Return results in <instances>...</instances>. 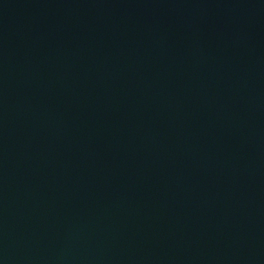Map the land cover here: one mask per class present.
<instances>
[{
	"label": "water",
	"instance_id": "water-1",
	"mask_svg": "<svg viewBox=\"0 0 264 264\" xmlns=\"http://www.w3.org/2000/svg\"><path fill=\"white\" fill-rule=\"evenodd\" d=\"M0 264H264V0H0Z\"/></svg>",
	"mask_w": 264,
	"mask_h": 264
}]
</instances>
